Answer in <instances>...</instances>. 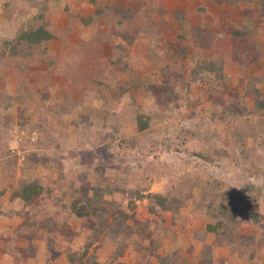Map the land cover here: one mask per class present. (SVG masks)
I'll return each instance as SVG.
<instances>
[{
  "label": "rangeland",
  "instance_id": "rangeland-1",
  "mask_svg": "<svg viewBox=\"0 0 264 264\" xmlns=\"http://www.w3.org/2000/svg\"><path fill=\"white\" fill-rule=\"evenodd\" d=\"M131 1V19L149 9L150 21L176 16L168 32L178 44L173 53L167 41L156 45L141 34L128 41L107 33L104 20L85 26L77 19L54 67L39 59L14 68L4 51L0 102L11 105L0 104V264H264V115L253 96L242 101V81H264V62L246 65L240 51L255 40L259 55L264 44L260 7L256 0ZM50 2L47 18L61 29L71 12L85 19L96 8L86 0ZM35 12L29 0H0V38H14ZM251 18L258 28L238 42L232 33ZM55 43L50 51L60 56ZM180 47L206 60L222 51L226 82L183 72L192 55L179 57ZM256 87L264 92V83ZM234 103L239 112L230 109L235 117L224 120L220 111ZM137 113L150 117L141 133ZM118 177L124 193H109ZM21 184L36 192L27 204L13 197ZM168 192L193 202L207 196L222 206L223 224L186 202L162 212L146 197Z\"/></svg>",
  "mask_w": 264,
  "mask_h": 264
},
{
  "label": "trees",
  "instance_id": "trees-1",
  "mask_svg": "<svg viewBox=\"0 0 264 264\" xmlns=\"http://www.w3.org/2000/svg\"><path fill=\"white\" fill-rule=\"evenodd\" d=\"M31 2V7L36 9V12L33 14L31 13L30 19H27L25 22H20L19 27L16 29V33L14 38H0V61L4 59V51L9 54V59H12L15 67H21L22 65L29 64L30 62H34L36 60H41L43 63H46L47 67H54L57 65V60L60 58H64L65 55L68 52V41H70L71 36L73 35V19H77L80 21L79 23L85 26H88L90 24L95 23L96 21H101L104 20L106 23V31L111 32L114 30L115 34L114 36H119L120 38H123L125 40H131L134 37H137L138 34H141L142 36H146L148 38V41L152 40L156 45L159 44L162 40L167 41V46H168V52L173 53L174 49L173 47L177 44V42L174 44L175 39H169L168 32L171 30H174L172 25L176 22L177 18L176 16H171V18H168V12L166 14H162L161 18L158 20H152L150 21L149 18H152L150 15V9L146 10L145 12H142L141 14L138 13L136 17L131 19L128 17L127 11L131 9V5H133V1L131 0H86L88 1L89 5L91 6H96L94 9L93 15L89 16L84 19L79 13L80 12H71L68 14L69 16L66 18L68 21V24L65 29H61L57 27L55 24H53L50 19H48L46 13L47 9H50V0H29ZM140 1V0H138ZM248 1V0H247ZM256 4L260 7L256 14L258 15L259 19L262 20L259 24L264 29V0H256ZM256 4H254L256 6ZM154 6L153 3H149V7ZM53 8V6H52ZM70 6L67 7L66 10H68ZM8 9H5L4 16L7 20H11L13 18V12L7 11ZM162 11H165V9H162ZM23 12L20 11L19 13L21 14ZM149 12V13H147ZM65 14H61V16H65ZM184 14V13H183ZM183 14H178L180 17L183 16ZM258 24V23H257ZM258 25L255 24L254 19H250L249 24L247 25L246 23L241 26V30L239 31L238 29L232 33V37L235 40H247V37L250 35L249 34V29H257ZM128 32L129 34H127ZM256 32V31H255ZM130 33L132 36L129 37ZM108 35V34H107ZM111 34L109 33L108 39H111ZM132 37V38H131ZM105 39L103 36H101L100 40ZM169 39V40H168ZM52 41H57L60 42L62 45L61 53L60 56L56 55L58 52H51L50 51V43ZM252 45L245 46V44L241 47L240 51L243 52L242 56L249 58L248 61L242 62L244 64H248L251 61H259L261 63L264 62V44H261V47L259 48V55L256 54V46L257 42L251 41ZM3 48V49H2ZM8 49V50H6ZM184 51H183V50ZM70 50V48H69ZM75 50V49H74ZM186 48L180 47L178 51L175 53L179 55L181 58H185L186 56H191L192 58L189 61V63H186L183 65V72H186L187 74H191L197 79L200 78L201 80L206 79L207 81H216V82H221L225 83L226 80L224 79V76L222 73H225V61H224V54H222V51H219V54H213L209 60H206V58H203L201 56H195V52L190 50L188 54L185 51ZM238 52V53H241ZM98 57L100 56H95V59L97 60ZM102 57V56H101ZM241 57V56H240ZM239 57V58H240ZM94 59V60H95ZM112 58H109V61ZM234 60V59H233ZM243 57H241L240 61H243ZM24 61V62H22ZM112 61V60H111ZM113 62V61H112ZM241 63V64H242ZM182 64V63H180ZM21 65V66H19ZM87 65V64H86ZM178 65V63L175 64V66ZM7 68H10L9 63L4 65ZM187 66V67H186ZM88 67V66H87ZM174 72H177L175 70ZM174 77H176L175 73ZM204 78V79H203ZM254 80V79H253ZM252 79L246 78L242 83L246 87L244 89L243 93V99L242 101L244 102L246 97L253 96V104L255 107V110L258 111L259 113L264 115V92L260 91L258 87H256V83L259 82L261 85L264 83L263 80L259 81H253ZM133 83H130L128 85V88H130ZM124 92L127 91V89L123 90ZM169 99L168 102L174 101V99L168 95ZM189 98V95H187ZM188 98H185V100H189ZM4 100V99H3ZM1 100V102L3 101ZM8 100V98H6ZM12 99L10 98L8 101H11ZM0 102V104H1ZM4 104V107H10L11 103L9 102H2ZM175 106H177V102L175 101ZM186 105V103L184 104ZM237 107V108H235ZM245 107V106H244ZM243 107V109H244ZM233 108V109H232ZM239 112V104L234 103L231 106H227L225 108H222L220 112L223 111V118L224 116L227 117V121L232 120L235 116L232 113V111ZM150 125V117L146 114L143 113H137L136 114V127L137 131L139 133L144 132L146 129H148V126ZM131 150V148H130ZM5 155L1 154L0 155V162L3 161V158ZM10 161H14L15 159L12 158ZM8 160L7 163L6 161L4 162V165H9L11 166L12 170L15 169V164L12 162L10 163ZM11 170V171H12ZM13 176V173L11 174V177ZM122 178V177H121ZM120 177L115 178L113 180L114 184H107L106 186L109 188L107 191L109 193L112 192V189L110 188H115L118 190V188H123ZM14 187V186H13ZM101 187V186H100ZM12 188V186H10ZM33 187L30 184H21V186L17 187V190L13 192V197L20 199L23 203L27 204L30 202L31 197L33 195H36V192ZM106 188V187H104ZM179 190H184L182 187L179 188ZM186 190V189H185ZM49 191V190H47ZM101 191L102 188L100 189L95 188V198L97 199L98 196H101ZM124 193V190H118ZM3 191L0 192V198L3 196ZM181 193V192H180ZM180 193L172 194L170 192L166 193L165 195L161 194H147V198L150 199L153 203V206L155 209H159L162 212H167V211H174L177 210L178 205L180 202L185 203V205L189 204L192 205L195 208H200L202 211H200L203 215L205 216H210L213 217L216 215V224H223L224 219H225V213L220 208H216L214 206L212 201H207L208 198L207 196H203L198 198V201L193 202L192 199L187 201L185 198H179ZM138 196L142 197L139 193ZM211 197V196H210ZM132 205V203H131ZM218 210V211H216ZM102 211V210H101ZM216 211V212H215ZM104 213H106L103 210ZM215 212V214H214ZM77 216L83 217V216H91L83 214V212H76ZM115 214H118L119 217L124 221H127L130 217V215L125 214L122 212L119 208L115 210ZM105 215V214H104ZM253 219L256 221H259L261 219L258 215L256 214H251ZM219 222V223H218ZM211 230V228L209 229ZM118 236V235H117ZM252 255V258L257 259V257L254 256L253 253H250ZM259 258L258 260L255 261H249L250 264H259Z\"/></svg>",
  "mask_w": 264,
  "mask_h": 264
},
{
  "label": "crops",
  "instance_id": "crops-1",
  "mask_svg": "<svg viewBox=\"0 0 264 264\" xmlns=\"http://www.w3.org/2000/svg\"><path fill=\"white\" fill-rule=\"evenodd\" d=\"M53 44H54V43H53ZM55 44H57L58 46H62V45L60 44V42H57V41H56ZM35 89L37 90V92L40 93V91H38V90H41L42 87H41L40 85H38L37 87H35ZM55 102L59 103V102H61V101H59V99L55 98ZM53 104H54V102H53ZM58 124H59V123H58ZM59 125H60V124H59Z\"/></svg>",
  "mask_w": 264,
  "mask_h": 264
}]
</instances>
